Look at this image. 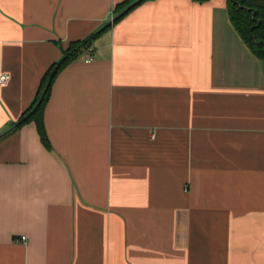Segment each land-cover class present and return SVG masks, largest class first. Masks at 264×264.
Listing matches in <instances>:
<instances>
[{
    "label": "crops",
    "instance_id": "obj_1",
    "mask_svg": "<svg viewBox=\"0 0 264 264\" xmlns=\"http://www.w3.org/2000/svg\"><path fill=\"white\" fill-rule=\"evenodd\" d=\"M124 1L0 0V264H264V60L227 0ZM107 25L50 84L49 148L14 129Z\"/></svg>",
    "mask_w": 264,
    "mask_h": 264
},
{
    "label": "trees",
    "instance_id": "obj_2",
    "mask_svg": "<svg viewBox=\"0 0 264 264\" xmlns=\"http://www.w3.org/2000/svg\"><path fill=\"white\" fill-rule=\"evenodd\" d=\"M192 1L204 3L209 0ZM131 2L132 0H125L123 3L116 5L115 11H120ZM226 5L230 22L236 32L252 54L258 59L264 60V0H227ZM122 15L117 16L114 20L119 19ZM106 28H108V25L85 40L75 41L69 44L68 48L63 52L62 58L46 72L34 102L20 116L15 123L14 129L27 122H33L36 125L42 144L46 148H49L50 144L44 130L42 112L48 99L50 84L56 73L72 62L78 53L88 49L91 41ZM48 80L50 81L47 85Z\"/></svg>",
    "mask_w": 264,
    "mask_h": 264
},
{
    "label": "built area",
    "instance_id": "obj_3",
    "mask_svg": "<svg viewBox=\"0 0 264 264\" xmlns=\"http://www.w3.org/2000/svg\"><path fill=\"white\" fill-rule=\"evenodd\" d=\"M92 60V53L91 50L89 49L88 52L86 53V58H85V62H90ZM9 79V75L6 73H1L0 74V85L5 84ZM22 241H26V237L22 236L21 237Z\"/></svg>",
    "mask_w": 264,
    "mask_h": 264
},
{
    "label": "water",
    "instance_id": "obj_4",
    "mask_svg": "<svg viewBox=\"0 0 264 264\" xmlns=\"http://www.w3.org/2000/svg\"><path fill=\"white\" fill-rule=\"evenodd\" d=\"M140 0H137L136 2H134V3H132L131 5H129L126 9H124V11H122L121 13H120V15H122L124 12H126L128 9H130L135 3H137V2H139ZM49 81L50 80H48V82H47V85L49 84Z\"/></svg>",
    "mask_w": 264,
    "mask_h": 264
}]
</instances>
